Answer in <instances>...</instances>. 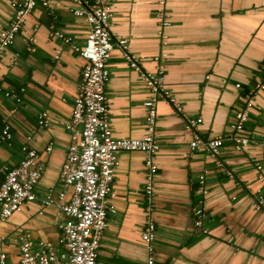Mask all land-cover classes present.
I'll return each mask as SVG.
<instances>
[{"label": "crops", "instance_id": "1", "mask_svg": "<svg viewBox=\"0 0 264 264\" xmlns=\"http://www.w3.org/2000/svg\"><path fill=\"white\" fill-rule=\"evenodd\" d=\"M114 43L127 41V53L140 69L155 73L162 64L164 83L182 105L157 102V134L161 149L155 157L151 219L156 225L155 264H264V220L254 209L264 197V0H166L168 25L162 27L159 0H112ZM72 0L40 1L18 32L14 44L0 56V138L4 121L12 140L0 141V166L14 167L24 158L23 146L37 150L43 171L36 199L5 221L0 220V252L16 264L18 239L30 235L33 244L58 245L64 215L53 204L42 206L62 189L60 171L70 144L66 123L72 117L86 61L60 38L61 32L81 46L89 25ZM13 12L10 0H0V32ZM59 56V58H56ZM160 58V63L156 58ZM106 93L116 138H143L149 90L116 46L108 64ZM241 87L237 88L236 85ZM16 93L20 102L5 96ZM250 95V106L247 105ZM249 110L241 134L252 142L236 149L228 141L213 156L201 145L191 149L194 134L209 141L228 133L236 114ZM45 115L49 124L41 126ZM201 120L193 130L192 122ZM51 148L49 151L48 148ZM145 155L122 152L118 157L110 197L117 212L109 217L97 264H146L142 241L148 201ZM204 177L202 193L200 177ZM70 191H68V195ZM203 202L202 226L194 209Z\"/></svg>", "mask_w": 264, "mask_h": 264}, {"label": "built area", "instance_id": "2", "mask_svg": "<svg viewBox=\"0 0 264 264\" xmlns=\"http://www.w3.org/2000/svg\"><path fill=\"white\" fill-rule=\"evenodd\" d=\"M40 1L46 6L50 0H10L13 16L6 29L0 32V56L16 40L18 32L23 27L27 16ZM86 9H74L77 17H82L89 25L85 43L81 46L73 44L71 37L61 32L54 35L65 44L70 45L85 61L78 93L74 100L73 113L66 123L70 133V144L60 171L62 189L56 199L49 195L42 206L55 204L64 215V221L59 225L58 245L50 241H38L33 244L30 235L24 233L18 239L20 256L16 264H97L101 241L109 226L110 215L116 214V208L109 203V198L115 193L112 184L118 157L122 152H141L145 155L146 184L144 192L148 201L146 213L147 225L142 232L148 257L146 264H155L154 242L156 240V225L151 219L154 211L152 202L154 192V177L157 172L155 157L161 149L157 134V102L164 100L170 103L176 111H182V105L164 83V67L161 65L155 73H145L140 69L139 59L128 55L127 41L114 43L111 33L113 18L112 0H72ZM166 0H159L162 7L157 18L162 27L168 25L167 15L163 6ZM118 46L125 52L130 67L141 72V79L149 90V99L144 106L148 109L146 118L147 133L143 138H116L111 127L110 103L106 93V85L110 78L108 67L114 48ZM59 58V56H56ZM240 88L241 85H236ZM264 89V84L260 85ZM1 91V88H0ZM5 96L20 102L16 93L6 92ZM250 95H247V105L250 106ZM249 119L246 108L236 114V120L228 133L205 141L199 134H194L190 148L197 149L204 145L213 156H218L224 143L232 141L236 149L247 147L252 140L241 134L244 124ZM201 120L188 125L189 130ZM39 124H49L45 115L40 117ZM10 125L4 121L0 141L12 140ZM49 147L47 150L49 151ZM23 160L14 167L0 166V220L5 221L22 210L27 202L36 199V187L39 183L43 164L37 150L22 147ZM260 171L258 178L264 181L261 173L262 166L257 164ZM204 177H200L201 191L207 194L203 187ZM68 191L70 194L68 195ZM254 209L262 214L264 220V197L258 194L254 199ZM205 216L203 202L194 209L195 224L202 226ZM0 264H7V255L0 252Z\"/></svg>", "mask_w": 264, "mask_h": 264}]
</instances>
